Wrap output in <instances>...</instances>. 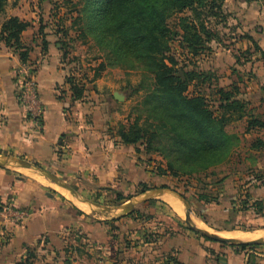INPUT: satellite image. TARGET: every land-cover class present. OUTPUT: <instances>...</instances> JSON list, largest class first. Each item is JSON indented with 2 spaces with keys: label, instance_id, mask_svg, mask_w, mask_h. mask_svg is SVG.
<instances>
[{
  "label": "crops",
  "instance_id": "crops-1",
  "mask_svg": "<svg viewBox=\"0 0 264 264\" xmlns=\"http://www.w3.org/2000/svg\"><path fill=\"white\" fill-rule=\"evenodd\" d=\"M19 2L8 0L0 15V32L10 18L32 24L22 42L30 49L28 64L34 68L44 116L41 128L26 118L17 99L24 64L15 48L0 41V161L11 157L35 164L69 190L35 171L0 167V264H264V246L243 251L238 245L208 241L182 222H171L163 231L166 218L148 209L155 206L156 210V204L170 206L193 228L206 230L217 239L264 244V229L255 227L264 217L253 207L264 201V148L251 149L253 156L244 158L242 165L243 171L252 169L261 175L226 183L217 191L218 203L194 200L192 204L206 220L197 219L172 193L147 198L149 192L163 190L157 187L161 177L142 146L124 145L117 135L119 125H128L132 119L115 100L119 92L106 78L113 70L96 80L94 72L89 74V80L82 82L86 84L84 98L73 101L62 44L47 36L44 50L43 42L35 37L34 11ZM219 4L222 18L211 17L207 23L214 33L221 21L230 23L228 27L239 25L225 39L229 46L220 49L225 41L218 38L194 56L177 42V59L186 58L191 69L208 75L209 81L198 89L209 90L216 106L220 90L243 101L247 117L230 127L243 123L246 137L257 134L255 142L264 143L263 129L247 131L249 117L264 115V58L260 51L264 52V34L261 37L255 30L261 26L260 3L220 0ZM143 185L150 190L138 192ZM117 196L131 199L118 201ZM166 197L177 199L184 215ZM244 201H248L246 210ZM142 207L151 211V220H146ZM16 212H26L29 217L20 220ZM232 217L238 225H255L245 231L220 226ZM156 219L162 223H155Z\"/></svg>",
  "mask_w": 264,
  "mask_h": 264
},
{
  "label": "trees",
  "instance_id": "trees-1",
  "mask_svg": "<svg viewBox=\"0 0 264 264\" xmlns=\"http://www.w3.org/2000/svg\"><path fill=\"white\" fill-rule=\"evenodd\" d=\"M219 1L84 0L77 20L81 24L82 38L92 39L105 54L107 65L101 64L94 71L95 80L101 78L107 68L139 70L145 74V82L138 87L145 95L131 114L135 118L128 125L120 124L117 135L124 145H144L148 154H161L166 161V168L161 172L177 179L187 177L191 180L228 163L240 143L239 136L229 132L228 128L233 122L247 117V105L234 93L220 90L218 106L216 101H208L203 95L188 96L191 87L196 92L209 77L194 69H177L179 63L169 56L172 38H176L180 48L194 56L199 55L207 43L218 40L207 19L222 18ZM7 5L8 0H0V15L4 14ZM188 13L191 15H185ZM171 18L178 20L176 32L168 26ZM31 26L30 22L10 18L0 32V41L18 51L22 64L29 63L30 49L24 46L22 37ZM40 32L44 34V27ZM44 39L43 49L46 50L48 43ZM62 47L66 59L68 54ZM260 51L264 58V52ZM67 83L73 101L82 100L86 84L76 78H68ZM262 105L264 110V100ZM252 129L264 130V115L249 117L247 131ZM262 148L264 143L260 140L252 145L255 150ZM149 190L143 185L140 193ZM124 199L131 197L117 196L118 201ZM197 201L218 203L208 194H199ZM247 203L243 202V210ZM253 207L264 217V201L256 202ZM152 218L148 216L146 220ZM260 246L241 244L237 247L245 251Z\"/></svg>",
  "mask_w": 264,
  "mask_h": 264
},
{
  "label": "rangeland",
  "instance_id": "rangeland-1",
  "mask_svg": "<svg viewBox=\"0 0 264 264\" xmlns=\"http://www.w3.org/2000/svg\"><path fill=\"white\" fill-rule=\"evenodd\" d=\"M20 4H28L30 10L32 12L34 11L35 15L33 16L34 20L33 23L34 28H36L35 31V37L37 40L43 42V39L47 36H53L55 39L60 42L67 52V57L65 59V64L67 65V68L69 70V79L76 78L78 82H86L89 80V74L93 73L94 71L98 70L101 64H106L105 61V54L100 50L99 47L96 46L95 42L90 38H82L81 35V24L77 22L80 11L82 10L84 0H19ZM250 0H248L249 2ZM255 1V0H254ZM260 4L257 6L259 7V27H256V31L261 35V37L264 34V0H258ZM26 3V4H25ZM187 15V14H185ZM184 15V16H185ZM230 22V21H229ZM178 24L177 18H171L168 21V26L171 30H176V26ZM227 24H230L228 22L221 21L218 22V25H216L215 32H217L218 38H221L225 41L229 37V34H232L233 31H235L239 25H235V23H232L230 27L227 26ZM212 25V24H211ZM44 27V34H40V29ZM176 32V31H175ZM44 36V37H42ZM45 40V39H44ZM223 42V41H221ZM177 41L176 38H172L171 40V53L169 56L176 59V61L179 63V66L176 67L177 69L184 68L187 71L191 70L190 66L187 63L186 58L177 59L176 52L177 50ZM229 45H226L225 43H222L221 48H226ZM41 47H43L41 45ZM63 49V47H62ZM246 53H243L245 55ZM243 57V56H242ZM107 71L113 70L111 74L108 75L106 78H108L109 81L116 87L115 89L118 90V92L121 94V96L124 97V102L121 106H125L126 110L124 111L125 114H129V117L134 120L135 116H132V111L140 104L142 101L145 92L144 91H138L139 85L145 80V74L142 71L134 70H123L120 68L117 69H111L107 68ZM72 74L75 75V77L72 76ZM88 76V77H87ZM182 77L183 74H181ZM197 92V93H196ZM194 91L191 87L188 91V96H193L195 94L203 95L207 97L208 101L213 102V98L209 97L208 94L211 95L209 90H205V88L197 89V91ZM130 119V120H131ZM133 123V121H132ZM229 132L232 134H236L239 136L240 143L238 147L234 151V156L230 159V161L222 166H219L215 169L210 170L206 174H202L200 176L194 177L193 179H188L187 177L184 178H174L169 176L168 174H164L161 172L166 168V161L161 157V154L159 153H150L148 154L146 152V147L144 145H139L143 147V152L147 154V158L149 160H153L152 162L155 163V169L157 170L158 175L161 177V181L158 184V188L162 187H168L167 190L172 191L176 194H178L180 198H183L185 203L188 205V208L193 212L194 216L197 217V219L206 220L205 215L203 212H200L197 209V206L192 204L194 200H196L197 196L199 194H208L212 196L214 199L217 200L216 197L220 189L223 188V186L228 184H233L235 180H239L240 177H258L262 173H256L253 172L252 169L249 171H243V159H247L248 156H253L251 153L252 145L255 142V139L257 138V134H249L247 137L245 134V127L244 124L241 123L239 125L229 126L228 128ZM253 143V144H252ZM261 160L264 161V156H261ZM249 164L246 162L245 166H248ZM264 174V171H263ZM59 189V188H58ZM60 190V189H59ZM142 188L140 189V191ZM165 190V189H164ZM138 191V192H140ZM137 192V193H138ZM137 197V196H136ZM216 203V202H214ZM156 210L150 209L151 211H155L157 215L163 216L166 218V221L163 222V227L161 229L163 231H167L169 224L171 222H174V224H180L183 223L184 226L187 228L189 227V223L185 221L182 217H180L172 207H164L160 204H156ZM147 212L146 207H142L141 211L145 212V216H149L150 212ZM156 215V214H155ZM161 220V219H160ZM180 220V221H178ZM162 223L161 221H158V219L155 220V223ZM193 222V221H192ZM158 223V224H159ZM221 223V227L226 229H234L236 227H239L240 230H249L253 229L254 223H247L243 225H238L234 221V217H232V220L229 221V223ZM193 225V223H192ZM249 225V226H248ZM181 227V226H180ZM258 227V229H264V220H262L261 225L255 226ZM185 230V228H184ZM165 233V232H163ZM261 246H264V244H259Z\"/></svg>",
  "mask_w": 264,
  "mask_h": 264
},
{
  "label": "built area",
  "instance_id": "built-area-1",
  "mask_svg": "<svg viewBox=\"0 0 264 264\" xmlns=\"http://www.w3.org/2000/svg\"><path fill=\"white\" fill-rule=\"evenodd\" d=\"M18 102L26 116L36 128L43 124L44 109L39 97V86L34 76V68L30 64H24L19 71ZM18 218H28L26 212H16Z\"/></svg>",
  "mask_w": 264,
  "mask_h": 264
},
{
  "label": "water",
  "instance_id": "water-1",
  "mask_svg": "<svg viewBox=\"0 0 264 264\" xmlns=\"http://www.w3.org/2000/svg\"><path fill=\"white\" fill-rule=\"evenodd\" d=\"M115 100L117 102H120V103H123L124 102V97L121 96V94L119 93H116L115 94ZM22 167L26 170H31V171H35L37 172L38 174H40L42 177L44 178H47L48 180H50L51 182H54L56 183L58 186H61L63 188H67L66 186H64L62 183H60L57 178L55 176H53L52 174L48 173V172H45L44 170H42L41 168H39L38 166H36L35 164H32V163H29L27 161H24V160H20L18 158H11V157H6L4 158L2 161H0V167H3V168H8V167ZM69 190V188H67ZM164 192H168V193H172L174 195H176L178 198L180 197L178 194L172 192V191H169V190H161L159 192H149L147 194V198H153V196L155 194H160V193H164ZM72 193V192H71ZM73 194V193H72ZM181 201H183L185 203V201L183 200V198H180ZM190 210V209H189ZM191 211V210H190ZM190 229H192L193 231L199 233L200 235L206 237V238H209L211 240H214V241H217V242H221V243H227V244H231V245H241V244H253V245H259V244H262L261 241H256V242H250V243H241V242H238V241H232V240H220V239H217L215 237H213L208 231L206 230H202V229H197V228H193L191 225H189Z\"/></svg>",
  "mask_w": 264,
  "mask_h": 264
},
{
  "label": "bare ground",
  "instance_id": "bare-ground-1",
  "mask_svg": "<svg viewBox=\"0 0 264 264\" xmlns=\"http://www.w3.org/2000/svg\"><path fill=\"white\" fill-rule=\"evenodd\" d=\"M167 198V201L170 202V204L173 205V207L175 208V210L180 213V214H183L184 215V211L182 210L181 206L176 202V200L172 199V198H169V197H166ZM194 221V225L196 226L198 223L196 220H193ZM199 228H201V225H199Z\"/></svg>",
  "mask_w": 264,
  "mask_h": 264
}]
</instances>
